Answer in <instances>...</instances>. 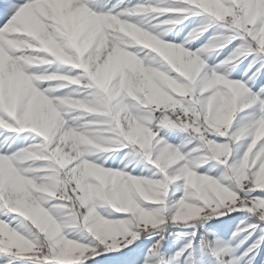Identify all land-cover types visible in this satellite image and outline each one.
<instances>
[{
    "label": "snow or ice",
    "instance_id": "snow-or-ice-1",
    "mask_svg": "<svg viewBox=\"0 0 264 264\" xmlns=\"http://www.w3.org/2000/svg\"><path fill=\"white\" fill-rule=\"evenodd\" d=\"M0 264H264V0H0Z\"/></svg>",
    "mask_w": 264,
    "mask_h": 264
}]
</instances>
